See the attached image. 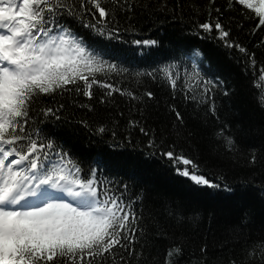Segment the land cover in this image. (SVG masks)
Returning <instances> with one entry per match:
<instances>
[{"label":"snow or ice","instance_id":"1","mask_svg":"<svg viewBox=\"0 0 264 264\" xmlns=\"http://www.w3.org/2000/svg\"><path fill=\"white\" fill-rule=\"evenodd\" d=\"M187 8L193 34L242 55L264 109V62L258 66L256 53L233 35L235 17L226 15L239 12L252 21L247 34L255 36L264 32V0H225L223 7L218 0H191ZM184 9L180 0L174 5L169 0H0V264H185L191 248L185 229L193 218L170 205L146 210L143 193L130 195L128 183L106 175L98 160L85 168L57 139L64 126L78 125L113 149L146 139L148 158L160 157L197 187L231 191L225 171L239 165L240 157H246V167L264 163L255 148L243 149L231 127L220 122L215 95L227 96L229 90L222 80L204 75L199 50L134 70L119 58H105L98 48L99 40H115L147 54L160 41L141 38L145 25L150 31L182 20ZM236 28L243 29V21ZM255 46L264 49V37ZM148 83L166 90L164 109L175 118L171 127L149 125V103L158 101ZM118 98H125L134 115L115 111ZM178 102L205 106L204 116L220 122L209 135L207 158L177 151L176 141L167 140L199 138ZM70 106L90 115L70 119ZM232 233L239 239V227ZM157 240L167 244L162 260L152 252ZM245 251L241 264H264V240ZM188 264H209L206 243L198 257L190 254Z\"/></svg>","mask_w":264,"mask_h":264},{"label":"trees","instance_id":"2","mask_svg":"<svg viewBox=\"0 0 264 264\" xmlns=\"http://www.w3.org/2000/svg\"><path fill=\"white\" fill-rule=\"evenodd\" d=\"M180 2L185 5L182 20H169L158 27L153 26L150 31L148 25H145L146 34L141 38L159 40L158 49L148 50L145 54L135 45L115 40H99L98 48L101 54L107 59L119 58L120 62L134 70H143L165 60L169 55H190L193 50H199L203 54L201 68L204 75L222 80L224 87L229 90L227 96L221 91H217L215 95L220 122L231 127L243 149L255 148L258 156L264 157V109L259 107L256 100L259 90L253 87L255 77L251 72L245 71L243 57L238 51L224 47L216 39H201L193 34V24L189 19L191 13L187 8L191 0ZM197 2L203 3L204 0ZM175 3L176 0H169L170 5ZM218 4L223 7L225 0H218ZM226 15L235 17L232 24L233 35L250 51L256 53L259 66V63L264 62V49L255 45L264 37V32H257L255 36L248 35L252 21L245 20L239 12ZM199 19L201 22L206 20V14L201 15ZM239 21H243V29L236 28ZM85 38L90 41L94 39L86 33ZM147 87L156 93L158 101L155 104L149 103L152 117L148 121L149 125L171 127L175 118L164 109L166 90L152 83H148ZM128 107L125 98H118L115 111L123 110L125 118L134 115L128 112ZM178 107L187 127L196 129L199 138L195 141H185L182 137L170 135L167 140L176 141L177 151L183 150L186 155L207 158L209 135L213 129L219 127L220 122L210 115L204 116L205 106L195 108L192 104L178 102ZM68 115L70 119L75 120L88 118L90 114L70 106ZM56 136L85 168L98 160L106 175L128 183L130 195L142 192L146 210L170 205L178 208L186 217L193 218L188 221L189 227L185 229V235L191 242V248L183 258L185 264H188L191 253L197 257L200 255L203 243L208 246L209 264H230L233 259L237 264H241L246 255V248L250 247L252 242L264 240V163L255 168L246 167L243 165L246 157H240L239 165L229 167L225 171L231 191L214 190L194 186L177 177L171 168L163 165L160 157L148 158L145 155L147 149L144 147L146 139L137 137L140 142L136 146L113 149L107 144L99 143L95 136L78 125L71 128L64 126L56 132ZM167 146L166 143L164 147ZM207 173L214 176L210 168ZM237 227L239 239L232 233ZM166 247V241L157 240L156 247L152 250L153 255L158 251L162 260ZM252 264H259V261Z\"/></svg>","mask_w":264,"mask_h":264}]
</instances>
